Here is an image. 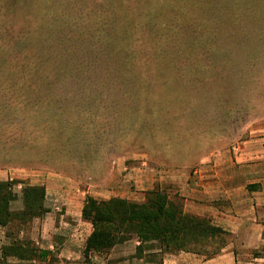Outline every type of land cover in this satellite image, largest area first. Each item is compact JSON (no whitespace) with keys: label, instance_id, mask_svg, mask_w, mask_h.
Instances as JSON below:
<instances>
[{"label":"rangeland","instance_id":"rangeland-1","mask_svg":"<svg viewBox=\"0 0 264 264\" xmlns=\"http://www.w3.org/2000/svg\"><path fill=\"white\" fill-rule=\"evenodd\" d=\"M210 56L223 61L217 71L207 70ZM184 65L190 76L201 66L202 80L185 88ZM115 98L133 102L115 111ZM263 119L264 0H0V181L13 184L14 212L27 186H59L63 201L76 185L97 200L144 202L152 190L131 171L142 180L147 170L193 173L216 130L225 148ZM154 185L183 208L178 182ZM45 223L0 226V264H43L5 258L15 240L49 249L53 264L132 260L129 247L88 261L90 226L79 236ZM217 237L190 246L210 257L227 241ZM158 245L139 256L161 264Z\"/></svg>","mask_w":264,"mask_h":264},{"label":"crops","instance_id":"crops-1","mask_svg":"<svg viewBox=\"0 0 264 264\" xmlns=\"http://www.w3.org/2000/svg\"><path fill=\"white\" fill-rule=\"evenodd\" d=\"M210 141L211 149L202 155L193 173L188 171L155 173L130 172L137 178L143 190H155V181L178 182L176 192L183 198V211L200 218L210 219L213 226L220 228V238L227 241L213 256L202 251L166 253L161 264H264V119L246 126V137L230 146L219 148V133ZM153 170V169H152ZM138 183V184H139ZM146 185V187H144ZM74 189L60 196L61 187H46V215L41 217L45 224L52 225V232L61 229L56 224L69 225L74 233L83 236L86 224L89 227L85 240L93 227L82 216L87 192L73 185ZM86 194V195H85ZM50 195V197H48ZM219 238V237H217ZM111 249V255L125 256L130 247V264H158L154 259L138 256L140 242L131 240ZM45 249V248H42ZM49 250V249H46ZM127 258L116 264H126Z\"/></svg>","mask_w":264,"mask_h":264},{"label":"trees","instance_id":"trees-1","mask_svg":"<svg viewBox=\"0 0 264 264\" xmlns=\"http://www.w3.org/2000/svg\"><path fill=\"white\" fill-rule=\"evenodd\" d=\"M196 37L197 35H194L193 38ZM211 38L212 35L208 37V40H212ZM194 39L189 40L188 43L195 44ZM240 43L243 44L244 42ZM217 58V56L206 58L207 70L210 69L213 72L220 68V62L223 61ZM120 66L121 63H118L116 67L120 68ZM222 66L225 65L222 64ZM198 70L196 75H187L185 72H188L189 68L186 69L184 65L181 79L185 88V83L187 84L190 79L202 80L201 66H198ZM235 74L236 72L232 71L228 74L232 85H237L236 82L239 83L241 80ZM125 100L115 98L110 102L113 104L115 111H118L117 106H121L122 103L128 104V101L133 102L132 99ZM232 110L233 108L227 109L226 112ZM12 185V182L0 181V226L6 227L14 220L25 225L47 213L45 207L46 189L43 186L25 187L23 191L24 209L20 212L12 211L11 203L15 200ZM82 216L93 227L92 233L86 240L84 250L85 259L88 261L94 254L107 253L114 246L133 238L140 242L137 247V255L139 256L144 252V245L152 241L158 242L163 254L200 251L196 247L190 246V244L208 241L223 233L220 228L212 225L210 219L185 213L183 208L176 206L166 193L159 190L150 191L144 202L124 198L97 200L93 197H87ZM3 254L5 258L10 256L19 261L36 259L43 264H53L52 251L35 247L24 241H13L10 245L4 247Z\"/></svg>","mask_w":264,"mask_h":264}]
</instances>
